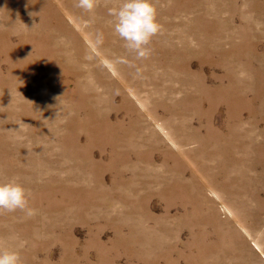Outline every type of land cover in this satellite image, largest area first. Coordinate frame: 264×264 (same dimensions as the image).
I'll use <instances>...</instances> for the list:
<instances>
[{
    "label": "rangeland",
    "instance_id": "obj_1",
    "mask_svg": "<svg viewBox=\"0 0 264 264\" xmlns=\"http://www.w3.org/2000/svg\"><path fill=\"white\" fill-rule=\"evenodd\" d=\"M0 0V212L23 264H264V0H153L139 57L120 0ZM103 34L99 46L90 37Z\"/></svg>",
    "mask_w": 264,
    "mask_h": 264
},
{
    "label": "clouds",
    "instance_id": "obj_2",
    "mask_svg": "<svg viewBox=\"0 0 264 264\" xmlns=\"http://www.w3.org/2000/svg\"><path fill=\"white\" fill-rule=\"evenodd\" d=\"M98 4L99 0H77L76 7L91 13ZM110 14L114 17V32L124 47L139 57L149 55L153 37L162 30L153 0H120L119 7ZM90 40L99 46L103 34L97 32ZM30 197V190L16 178L0 180V212L26 210L28 215H34L35 210L29 207ZM0 264H23V261L19 251L0 247Z\"/></svg>",
    "mask_w": 264,
    "mask_h": 264
}]
</instances>
